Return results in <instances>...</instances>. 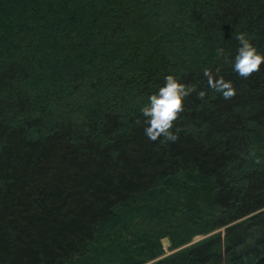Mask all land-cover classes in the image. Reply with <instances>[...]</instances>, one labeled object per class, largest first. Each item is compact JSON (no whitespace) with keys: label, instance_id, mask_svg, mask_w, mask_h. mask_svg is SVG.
<instances>
[{"label":"trees","instance_id":"obj_1","mask_svg":"<svg viewBox=\"0 0 264 264\" xmlns=\"http://www.w3.org/2000/svg\"><path fill=\"white\" fill-rule=\"evenodd\" d=\"M239 33L264 54V0H0V264H264V65L233 70ZM167 75L196 90L151 141Z\"/></svg>","mask_w":264,"mask_h":264},{"label":"clouds","instance_id":"obj_2","mask_svg":"<svg viewBox=\"0 0 264 264\" xmlns=\"http://www.w3.org/2000/svg\"><path fill=\"white\" fill-rule=\"evenodd\" d=\"M235 38L239 41L240 47L234 57L232 67L238 76L248 79L254 73H258L264 65V54L258 52L245 33H239ZM218 55L228 60L224 49H219ZM204 75L208 78L209 87L222 93L225 100L234 98L236 89L232 81H225L223 77L217 79L207 69ZM164 79V85L159 88L158 92L149 96L148 104L141 109V115L145 118L143 123L146 125L144 133L151 141H157L163 137L164 142H175L178 139L176 133L180 131L176 128V122L185 110V100L196 90V86L181 83L173 75H167ZM204 96L203 91L198 93V98L203 99ZM252 155L254 156L255 153ZM255 162L260 163L259 158Z\"/></svg>","mask_w":264,"mask_h":264},{"label":"rangeland","instance_id":"obj_3","mask_svg":"<svg viewBox=\"0 0 264 264\" xmlns=\"http://www.w3.org/2000/svg\"><path fill=\"white\" fill-rule=\"evenodd\" d=\"M201 237L202 236H196V237L192 238L193 240H192L191 243L199 241L201 239ZM160 241H161V244H162L163 252H165L163 256H166L167 254H170L171 251L169 250V245H170L169 240H167V238L166 239L163 238Z\"/></svg>","mask_w":264,"mask_h":264}]
</instances>
